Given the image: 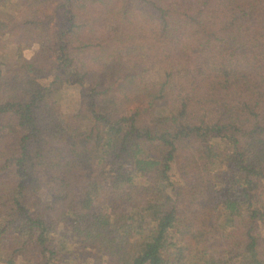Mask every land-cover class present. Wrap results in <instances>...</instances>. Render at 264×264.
Listing matches in <instances>:
<instances>
[{
  "label": "trees",
  "instance_id": "obj_1",
  "mask_svg": "<svg viewBox=\"0 0 264 264\" xmlns=\"http://www.w3.org/2000/svg\"><path fill=\"white\" fill-rule=\"evenodd\" d=\"M0 7V264H264V0Z\"/></svg>",
  "mask_w": 264,
  "mask_h": 264
},
{
  "label": "rangeland",
  "instance_id": "obj_2",
  "mask_svg": "<svg viewBox=\"0 0 264 264\" xmlns=\"http://www.w3.org/2000/svg\"><path fill=\"white\" fill-rule=\"evenodd\" d=\"M8 1V0H7ZM7 10L4 7H0V15L7 17ZM36 50V46H33L31 49L24 50L23 55L25 58L30 59ZM55 100L60 104L63 110L71 111L75 108L77 102V95L75 91L71 90H63V92L55 94ZM161 108V107H160ZM42 197L45 196L43 192L40 193ZM73 249V251L83 254L85 256L88 253V250H84L82 245L74 244L71 242L69 244Z\"/></svg>",
  "mask_w": 264,
  "mask_h": 264
}]
</instances>
